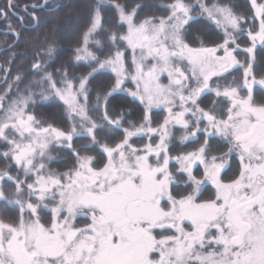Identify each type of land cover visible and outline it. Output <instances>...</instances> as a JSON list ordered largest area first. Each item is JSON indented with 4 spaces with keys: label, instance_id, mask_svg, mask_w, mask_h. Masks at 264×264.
<instances>
[{
    "label": "snow or ice",
    "instance_id": "snow-or-ice-1",
    "mask_svg": "<svg viewBox=\"0 0 264 264\" xmlns=\"http://www.w3.org/2000/svg\"><path fill=\"white\" fill-rule=\"evenodd\" d=\"M59 7L5 0L9 50L32 39L23 32L39 28L38 12ZM146 7L92 0L71 48L86 74L48 71L56 26L33 45L36 79L18 72L7 82L14 51L0 66V264H264V75L254 72L264 2L250 0L252 24L230 0H171L167 15L141 17ZM201 19L222 31L218 40L193 35ZM106 71L111 83L93 100L91 82ZM56 100L66 128L31 110ZM54 151L72 166L53 169Z\"/></svg>",
    "mask_w": 264,
    "mask_h": 264
},
{
    "label": "trees",
    "instance_id": "trees-1",
    "mask_svg": "<svg viewBox=\"0 0 264 264\" xmlns=\"http://www.w3.org/2000/svg\"><path fill=\"white\" fill-rule=\"evenodd\" d=\"M264 2V0H260ZM5 0H0V6H3ZM18 3H30L33 0H17ZM52 3L59 4V9L52 11H42L37 14L41 17V22L39 28H29L23 32V37H31L27 43L22 38L18 43H15L9 50V44H13V38L11 36H4L3 33L6 31L5 23L0 21V66L4 68H9L8 61L14 51L17 55L15 62L11 64L10 71L7 75V82L11 83L12 78L17 75V73L28 74L29 79H36L32 77L29 73L30 63L33 60V51L35 48L33 45L37 40H42L44 35L48 33V30L53 26H56V44L57 53L50 63L48 68L49 72H55L56 69L64 66L68 69L70 75H81L86 74L89 70L84 64L76 63L73 58V53L71 48L76 46L78 39L82 34V29L88 18L89 5L92 0H51ZM123 2V0H122ZM144 3L148 7L144 8L140 15L143 17L145 14H151L155 16H165L167 15L166 6L171 2V0H127L129 4ZM188 2H194V0H188ZM208 4H212L213 0H206ZM229 2V0H221V3ZM231 3L235 4L236 11L242 12L249 16V24H252L251 20L252 12L250 11V0H230ZM199 11V9H197ZM114 13L109 9L105 12L107 20H111ZM59 17V21L57 20ZM13 24L20 30L18 22L15 17H12ZM31 21L29 24L31 25ZM108 26L107 24L105 25ZM200 29L199 34L207 42L211 43L214 40H218L222 35V31L216 27L214 22L208 21L207 19H201L198 24H195L193 29V35L197 34L196 30ZM7 41V42H6ZM95 51V49H92ZM98 55H106L107 53H97ZM130 59V51L127 53ZM241 59L243 57H240ZM72 61V62H70ZM254 72L256 77H261L264 75V49L257 45V62L254 66ZM113 75L110 71L103 72L95 77L91 82L92 98L94 100L96 92L101 88H106L110 85ZM235 75L240 76L241 72L235 73ZM5 72L0 70V92H2L7 83H5ZM58 78V77H57ZM23 87V85H21ZM126 88L132 89L133 85L129 82L125 85ZM130 97H125L124 95L118 96L117 101L121 104H125ZM138 103V102H137ZM37 115L38 118L47 120L48 123H53L59 127L66 128L68 121L65 119V108L62 101L56 100L55 102H39L34 109H31ZM140 109L135 108L133 116L129 119H135L139 116ZM92 115H97V113H92ZM159 118V117H156ZM82 141H76V143H81ZM196 145L191 144L188 146L189 150L194 148ZM177 151V149H173ZM52 155L57 158V162L53 163L51 167L60 171H64L72 166V161L70 154L67 151H54ZM236 160H233V170L235 169ZM4 162L0 161V168H3ZM232 172H229L231 175ZM174 192H183L184 186L181 182L179 185H174ZM209 191H205L204 198H207Z\"/></svg>",
    "mask_w": 264,
    "mask_h": 264
},
{
    "label": "rangeland",
    "instance_id": "rangeland-1",
    "mask_svg": "<svg viewBox=\"0 0 264 264\" xmlns=\"http://www.w3.org/2000/svg\"><path fill=\"white\" fill-rule=\"evenodd\" d=\"M259 2H261V1H260V0H258V3H259ZM170 3H171V2H170ZM209 5H211V4H209ZM258 23H259V21H258V20H257V21H255V24H256V26H257V27H258ZM258 44H259V43H258ZM258 44H257V45H258ZM130 57H131V52H130ZM242 59H243V58H242ZM241 74H242V70H241ZM259 78H260V77H257V79H259ZM162 79H163V81H164L165 83L167 82L165 78H163V77H162ZM130 83H131V82H130ZM131 84L133 85V88H132V89H134V87H135V86H134V84H133V83H131ZM6 87H7V86H6ZM6 87H5V88H6ZM257 87H259V86H257ZM3 91H4V90H3ZM3 91H2V92H3ZM137 143H141V141H137ZM51 154H52V153H51ZM79 222H80V223H83V221H82V220H81V221H79Z\"/></svg>",
    "mask_w": 264,
    "mask_h": 264
},
{
    "label": "water",
    "instance_id": "water-1",
    "mask_svg": "<svg viewBox=\"0 0 264 264\" xmlns=\"http://www.w3.org/2000/svg\"><path fill=\"white\" fill-rule=\"evenodd\" d=\"M9 46V45H8Z\"/></svg>",
    "mask_w": 264,
    "mask_h": 264
}]
</instances>
